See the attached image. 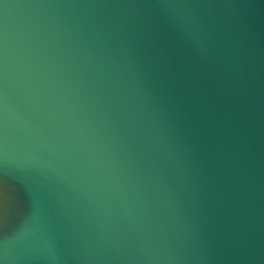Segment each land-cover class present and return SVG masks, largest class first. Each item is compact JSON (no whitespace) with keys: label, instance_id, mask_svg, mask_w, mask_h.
Wrapping results in <instances>:
<instances>
[{"label":"water","instance_id":"obj_1","mask_svg":"<svg viewBox=\"0 0 264 264\" xmlns=\"http://www.w3.org/2000/svg\"><path fill=\"white\" fill-rule=\"evenodd\" d=\"M0 264H264V0H0Z\"/></svg>","mask_w":264,"mask_h":264},{"label":"snow or ice","instance_id":"obj_2","mask_svg":"<svg viewBox=\"0 0 264 264\" xmlns=\"http://www.w3.org/2000/svg\"><path fill=\"white\" fill-rule=\"evenodd\" d=\"M0 195H2V193H0Z\"/></svg>","mask_w":264,"mask_h":264}]
</instances>
